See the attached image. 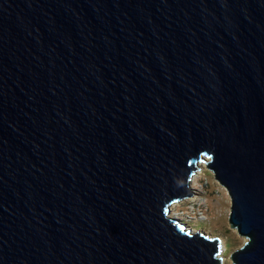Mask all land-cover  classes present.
<instances>
[{
	"label": "water",
	"instance_id": "95a60500",
	"mask_svg": "<svg viewBox=\"0 0 264 264\" xmlns=\"http://www.w3.org/2000/svg\"><path fill=\"white\" fill-rule=\"evenodd\" d=\"M203 160L264 264V0H0V264H220Z\"/></svg>",
	"mask_w": 264,
	"mask_h": 264
},
{
	"label": "rangeland",
	"instance_id": "374dc122",
	"mask_svg": "<svg viewBox=\"0 0 264 264\" xmlns=\"http://www.w3.org/2000/svg\"><path fill=\"white\" fill-rule=\"evenodd\" d=\"M194 174L196 182L194 189L191 187V197L175 202L172 216L187 228L192 227L208 238L218 239L221 246L223 241L225 247L220 253L223 256L220 264H231L230 253L239 248L244 239L237 236L226 222L229 201L205 169L204 160L198 163Z\"/></svg>",
	"mask_w": 264,
	"mask_h": 264
},
{
	"label": "bare ground",
	"instance_id": "6f19581e",
	"mask_svg": "<svg viewBox=\"0 0 264 264\" xmlns=\"http://www.w3.org/2000/svg\"><path fill=\"white\" fill-rule=\"evenodd\" d=\"M197 175V174H196ZM199 175V174H198ZM196 182V176H195V174L190 178V180H189V187H190V189H194V183ZM191 185V186H190ZM192 187V188H191ZM175 207V204H171L170 206H169V210H168V213H167V216L169 217V218H172V219H174L173 218V216H172V213H173V208ZM176 220H178V219H176ZM185 227L187 228V226L185 225ZM189 228V227H188ZM190 230H191V232L193 233V232H196L195 231V229L193 228L192 229V227H190L189 228ZM224 244L225 243H223V241H222V246H221V241H220V248H219V257L221 258V257H223L220 253H222V251H223V249H224Z\"/></svg>",
	"mask_w": 264,
	"mask_h": 264
}]
</instances>
